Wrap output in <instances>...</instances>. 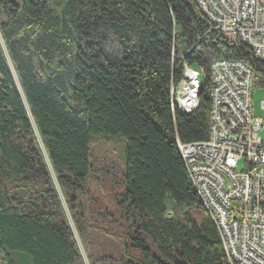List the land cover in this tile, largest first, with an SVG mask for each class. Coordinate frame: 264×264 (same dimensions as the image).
<instances>
[{"label":"trees","instance_id":"trees-1","mask_svg":"<svg viewBox=\"0 0 264 264\" xmlns=\"http://www.w3.org/2000/svg\"><path fill=\"white\" fill-rule=\"evenodd\" d=\"M218 58L264 90V61L194 0H0V264H86L63 204L88 264H229L179 147L208 138ZM185 65L206 76L191 113L172 103ZM98 135L126 140L111 253L87 228L112 217L87 201Z\"/></svg>","mask_w":264,"mask_h":264},{"label":"built area","instance_id":"built-area-1","mask_svg":"<svg viewBox=\"0 0 264 264\" xmlns=\"http://www.w3.org/2000/svg\"><path fill=\"white\" fill-rule=\"evenodd\" d=\"M194 1L229 41L241 40L264 61V0ZM209 79L208 138L180 143V152L229 264H264V119L252 112V71L242 61L218 58ZM201 87L200 71L185 65L172 87L174 107L194 111Z\"/></svg>","mask_w":264,"mask_h":264},{"label":"rangeland","instance_id":"rangeland-1","mask_svg":"<svg viewBox=\"0 0 264 264\" xmlns=\"http://www.w3.org/2000/svg\"><path fill=\"white\" fill-rule=\"evenodd\" d=\"M13 1L20 3L21 0ZM200 73V82L203 86L206 76L202 73V71H200ZM263 99L264 90L255 88L252 95V112L255 117H260L262 119H264V111L261 108V102ZM261 134L264 137V131ZM125 146L126 140L120 135H98L93 136L92 139V151L93 155L98 160V172L94 173V176L91 177L88 182V188L91 193L87 198L89 209L94 211L96 208V201H99L112 213V217L108 216L107 218L98 219L97 221L99 222L94 223L90 219L91 223L89 222L87 224L88 233L92 240V247H95L94 251L98 253H111L119 250L118 245L120 244V240L118 238V234H121V232L118 231L119 228H117L114 224L120 220V211L118 210L116 197V192H119L120 188L119 186L114 185L113 178L118 180L121 168L124 167ZM240 167L241 165H239V168ZM63 205L69 223L74 230L75 239L79 245L81 255L85 263L88 264L85 250L79 236L76 234L69 211L65 207V204ZM100 216L103 217L101 214ZM105 231L113 233L117 237V241H113L109 236L105 235ZM1 259L2 254L0 253V261Z\"/></svg>","mask_w":264,"mask_h":264}]
</instances>
